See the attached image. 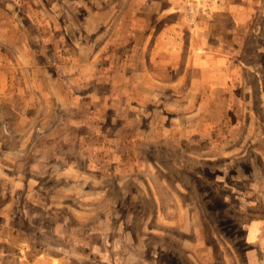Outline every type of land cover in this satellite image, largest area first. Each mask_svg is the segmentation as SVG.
<instances>
[{
  "label": "rangeland",
  "instance_id": "rangeland-1",
  "mask_svg": "<svg viewBox=\"0 0 264 264\" xmlns=\"http://www.w3.org/2000/svg\"><path fill=\"white\" fill-rule=\"evenodd\" d=\"M171 1L0 0V264H264V0Z\"/></svg>",
  "mask_w": 264,
  "mask_h": 264
},
{
  "label": "crops",
  "instance_id": "crops-1",
  "mask_svg": "<svg viewBox=\"0 0 264 264\" xmlns=\"http://www.w3.org/2000/svg\"><path fill=\"white\" fill-rule=\"evenodd\" d=\"M212 3H213V1H212ZM152 4H155V3H152ZM214 4H213L214 6L213 5L211 6L213 9L212 8L211 9H212V12H214V10L216 11V9H217L218 10L217 13L207 14L205 12L204 6H199L200 9H199L198 14H196L195 17H193V19H190V16H188V14L186 12L187 4H186V2H184V0H178L177 3H174L173 1H171L168 3L167 7H162L160 9H158L156 11L157 13L155 14L157 16H154V18L156 21L165 22L164 21L165 18L168 15L175 12V13L179 14L181 17V20H177V22L175 23V26H180V25L184 26L187 23L189 26L192 27L191 28L192 30L196 31L197 28L203 24V21L210 23L209 20L214 18V16L218 15L219 13L220 14L225 13L227 10H229V7L227 5L226 0H223L222 3L215 2ZM192 24H194V26H192ZM164 25H166V24L164 23L163 27H164ZM166 33H167V31L166 30L163 31V29H162L159 32L156 30L151 31L148 35L149 36H155L156 38H159V39L177 40V39L182 38L181 35L183 34V32L178 30L177 27H175L172 30V33H170V35H168L169 37L166 36ZM197 55H198V53H195V56H197ZM195 65H197L196 61H195Z\"/></svg>",
  "mask_w": 264,
  "mask_h": 264
},
{
  "label": "built area",
  "instance_id": "built-area-1",
  "mask_svg": "<svg viewBox=\"0 0 264 264\" xmlns=\"http://www.w3.org/2000/svg\"><path fill=\"white\" fill-rule=\"evenodd\" d=\"M184 2H186L187 4L186 12L188 16H190V19H193V17H195V15L198 14L199 12V9H200L199 6H204L205 11H207L208 13H211L213 9L211 6L215 2L222 3L223 0H184Z\"/></svg>",
  "mask_w": 264,
  "mask_h": 264
}]
</instances>
